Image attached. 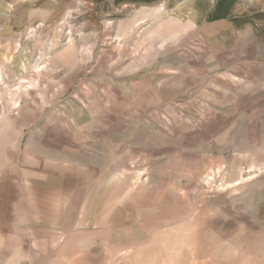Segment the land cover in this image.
Instances as JSON below:
<instances>
[{"label":"rangeland","instance_id":"obj_1","mask_svg":"<svg viewBox=\"0 0 264 264\" xmlns=\"http://www.w3.org/2000/svg\"><path fill=\"white\" fill-rule=\"evenodd\" d=\"M261 1L0 0V264H264V70L171 18Z\"/></svg>","mask_w":264,"mask_h":264},{"label":"crops","instance_id":"obj_2","mask_svg":"<svg viewBox=\"0 0 264 264\" xmlns=\"http://www.w3.org/2000/svg\"><path fill=\"white\" fill-rule=\"evenodd\" d=\"M183 4L184 2L171 8L174 14L171 18L174 17L177 25H180L182 29L189 27L190 31L202 30L207 40H217L224 49L230 50V58L235 59L237 57L242 59L244 64L254 65L264 70V0L260 2V5L258 3L254 5L252 2L249 3L251 5H243V12L230 9L225 13L220 10L216 11L214 4L208 3L207 7L202 8L203 12L200 16L199 12L198 14L187 12L184 15L183 11H187L185 7L189 4ZM165 10L163 5L154 9L146 8L141 11L143 15L140 21L147 20L149 17L154 18L155 15L160 17L164 13L166 14ZM99 180L100 182L94 180V183L92 179H88L84 182L85 187L90 184H97L98 188L95 194L97 195L96 198L100 199L103 196L108 198L114 194V188L109 186V182L103 181L102 178Z\"/></svg>","mask_w":264,"mask_h":264}]
</instances>
